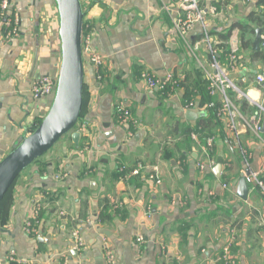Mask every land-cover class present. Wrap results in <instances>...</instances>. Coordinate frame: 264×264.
<instances>
[{"label":"crops","instance_id":"obj_1","mask_svg":"<svg viewBox=\"0 0 264 264\" xmlns=\"http://www.w3.org/2000/svg\"><path fill=\"white\" fill-rule=\"evenodd\" d=\"M80 1L90 49L104 60L102 79L83 53L85 102L74 129L80 138L64 135L18 178L0 222V264L12 256L23 264H106V247L120 264H215L228 241L241 264H264V196L251 183L246 197L240 193L244 170L264 178V90L257 83L264 50H253L256 30L264 33V26L255 23L254 32L249 26L243 42L237 26L225 37L264 6L259 0H201L206 8L217 7L208 13L210 40L223 53L232 99L246 102L238 133L223 137L217 120H209L222 96L208 89L209 102L200 91L202 66L211 69L200 25L185 42L171 31L173 18L163 9L173 0ZM12 8L20 15V35L8 38L0 23V161L48 114L54 97L35 98L32 84L58 76L62 58L56 0H12ZM232 43L238 48L234 65ZM145 69L162 79L175 73L180 84L151 89L140 78ZM120 102L137 127L118 123ZM257 118L259 132L245 125ZM201 120L209 124L206 134L216 136L214 164L204 171L196 165L198 146L183 135ZM136 167L139 175L128 174ZM36 203L43 213L36 233L29 234L26 220ZM75 229L84 242L79 250Z\"/></svg>","mask_w":264,"mask_h":264},{"label":"built area","instance_id":"obj_2","mask_svg":"<svg viewBox=\"0 0 264 264\" xmlns=\"http://www.w3.org/2000/svg\"><path fill=\"white\" fill-rule=\"evenodd\" d=\"M251 1V0H246ZM163 9L172 16L173 26L171 31L180 36L185 42H188V36L196 25H200L203 29L204 39L208 45V51L211 55V69L202 66V72L209 81V92L211 95L219 92L222 96V105L217 111V116L224 122V130L228 133H238L237 119H242V112L237 107L234 100L229 95V90L233 84L228 77V70L221 63L218 55V49L210 40V22L208 19V13L217 12V7L211 5L206 8L201 3V0H173L172 2H166L163 5ZM0 23H2L6 29L7 37L14 38L20 35L21 19L19 12L12 8V0H0ZM90 36L83 32V53L89 55L92 65L96 69V78L102 79L101 66L103 65V57L91 51L90 49ZM261 45L264 47V33H262ZM238 48L236 43L231 44V50L229 51V59L231 64L238 62ZM140 78L151 89H157L164 91L168 85L171 87L179 86L181 78L176 76L175 73L167 74L163 79L155 76L149 70H142ZM257 83L260 88L264 90V75H257ZM58 85V76L44 75L36 79L32 84V92L35 98H41L44 96L55 97ZM211 106L213 104H210ZM188 105V107H190ZM116 119L122 126H128L131 129L132 126L137 127L138 121L133 117L131 110L126 107L122 102L118 103L115 107ZM226 121V122H225ZM255 123H251L249 120L245 121V125L252 127L256 131L261 130L260 118L254 119ZM127 127V128H128ZM131 132V131H130ZM191 139L198 146V153L200 156L197 158V168L201 171L206 170L208 167L214 164L213 152L215 147V135H208L205 138V143L201 141L199 131L193 130L190 134ZM226 137V135H225ZM141 166V165H140ZM122 173L127 171V167L122 165L119 167ZM125 171V172H124ZM141 172L140 167H136L128 172L131 175H139ZM260 171H254L246 169L243 171V175L246 178L247 183L254 185L256 189L264 196V178L261 177ZM60 177V176H58ZM151 180H155L156 183H160L161 179L154 174L150 175ZM227 187L226 184H224ZM213 194V193H211ZM175 201H173V204ZM42 210V204L36 203L32 215L26 220V230L29 234H34L37 231L36 224L39 223V214ZM74 248L79 250L84 247V242L80 236L79 229H75L73 232ZM138 243L144 241V236L138 234L136 238ZM233 242L228 241L222 247L220 254L215 259V264H241L237 254L233 251ZM14 257H11L13 260ZM105 261L106 264H120L116 251L111 247L105 249ZM181 264V263H178Z\"/></svg>","mask_w":264,"mask_h":264},{"label":"water","instance_id":"obj_3","mask_svg":"<svg viewBox=\"0 0 264 264\" xmlns=\"http://www.w3.org/2000/svg\"><path fill=\"white\" fill-rule=\"evenodd\" d=\"M60 16L61 64L53 104L40 125L24 137L0 161V202L22 172L45 155L66 134L72 133L78 142L80 133L74 131L83 103L85 69L83 59V32L85 13L80 0H56ZM262 29L256 30L254 51L261 47ZM240 191L246 197L247 181L242 178Z\"/></svg>","mask_w":264,"mask_h":264},{"label":"trees","instance_id":"obj_4","mask_svg":"<svg viewBox=\"0 0 264 264\" xmlns=\"http://www.w3.org/2000/svg\"><path fill=\"white\" fill-rule=\"evenodd\" d=\"M260 5H263L264 6V0H259L258 1V6ZM249 21L248 23H235L234 25L231 26V29H229V31L226 33L225 37L226 39H229L231 34H232V31L233 29L237 26L240 28V31H241V39H242V42H243V34H245V32H248L249 30V26L251 27V32H254V24H261L262 26H264V10L260 11V12H253L251 14H249ZM84 26H85V23H84ZM252 43L251 40H248L246 43H244L245 46H250ZM222 54L223 53H219L218 51V55H219V59L222 57ZM201 79H202V83H201V94L209 101H213L212 98L209 96V92H208V88H209V82L207 79H205L203 73H201ZM229 94L232 98V93L229 91ZM84 95H85V87H84ZM84 102H85V96H84ZM236 103V102H235ZM237 107L239 108V110L243 113L245 112V107H246V102L244 103H240V102H237L236 103ZM83 106H84V103H83ZM220 105L217 103L215 104V107H212L210 110V118L209 120L212 121V120H217L220 128H221V136L225 137V130H224V122L222 120H219V118L217 117V111L219 109ZM83 109V108H82ZM81 117V115H80ZM43 119H40L37 124L34 126L33 128V131L40 125V123L42 122ZM80 120V118H79ZM79 123V121H78ZM78 125V124H77ZM76 125V127H77ZM209 124L207 122H205L204 120H201L198 122L197 126L193 129L192 127H187L186 129L183 130V135H184V138H187L188 142H192V139H191V132L193 130H196V131H199L200 133V138H201V141L203 143H205V138L208 136V134H206V130H205V126H208ZM75 127V128H76ZM200 127V128H199ZM32 131V132H33ZM41 157L38 158L33 164H36L40 161ZM31 164V165H33ZM30 165V166H31ZM29 166V167H30ZM28 168V167H27ZM18 180V179H17ZM17 180L15 181V183L11 186V188L8 190V192L6 193L5 197L2 199V201L0 202V222L2 224L5 223L4 221V210H5V207L6 205L9 203V201L11 200V197L13 195V190H14V186L16 185V182ZM43 213V209L40 211V214H39V218L41 217ZM40 220V219H39ZM36 227H38V225L36 224ZM6 264H23V263H19L18 261H14V260H10L8 261V263Z\"/></svg>","mask_w":264,"mask_h":264},{"label":"rangeland","instance_id":"obj_5","mask_svg":"<svg viewBox=\"0 0 264 264\" xmlns=\"http://www.w3.org/2000/svg\"><path fill=\"white\" fill-rule=\"evenodd\" d=\"M16 184H17V182H16ZM16 186V185H15ZM15 186H14V188H15Z\"/></svg>","mask_w":264,"mask_h":264},{"label":"bare ground","instance_id":"obj_6","mask_svg":"<svg viewBox=\"0 0 264 264\" xmlns=\"http://www.w3.org/2000/svg\"><path fill=\"white\" fill-rule=\"evenodd\" d=\"M209 82V81H208Z\"/></svg>","mask_w":264,"mask_h":264}]
</instances>
